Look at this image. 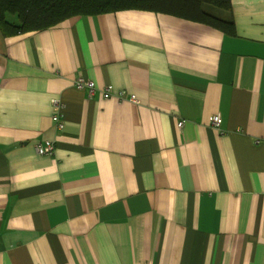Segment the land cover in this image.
<instances>
[{
    "label": "crops",
    "instance_id": "0c3cea01",
    "mask_svg": "<svg viewBox=\"0 0 264 264\" xmlns=\"http://www.w3.org/2000/svg\"><path fill=\"white\" fill-rule=\"evenodd\" d=\"M232 6L235 35L142 10L0 28V264H264V0Z\"/></svg>",
    "mask_w": 264,
    "mask_h": 264
},
{
    "label": "trees",
    "instance_id": "16d2710c",
    "mask_svg": "<svg viewBox=\"0 0 264 264\" xmlns=\"http://www.w3.org/2000/svg\"><path fill=\"white\" fill-rule=\"evenodd\" d=\"M123 10L171 14L236 34L232 0H0V28L8 36L47 29L72 16Z\"/></svg>",
    "mask_w": 264,
    "mask_h": 264
},
{
    "label": "built area",
    "instance_id": "2783aa9c",
    "mask_svg": "<svg viewBox=\"0 0 264 264\" xmlns=\"http://www.w3.org/2000/svg\"><path fill=\"white\" fill-rule=\"evenodd\" d=\"M76 86L80 89L82 88H85V89H88L89 91V94L91 96L95 95V93L101 89L97 86L96 82L91 80V79H85L83 77H79L76 79ZM102 91V94L105 96V97H109L112 95V91H111V88L110 87H106V88H103L101 89ZM120 97L124 98L126 97L123 93H119ZM130 100L136 102L137 99L135 96H132L130 97ZM54 107H55V111L56 113H54V118L58 119L59 118V115H62V111H63V107L64 105L62 103H60L57 99H54ZM183 121H180L179 122V126L182 127L183 126ZM211 125L213 127H219L220 124H221V121H220V117L218 115H215L211 118V121H210ZM63 124L60 123V127H62ZM36 149H37V152L39 154H42V155H46V154H53L54 152V145L53 143L51 142H47L46 144H38L36 146Z\"/></svg>",
    "mask_w": 264,
    "mask_h": 264
}]
</instances>
